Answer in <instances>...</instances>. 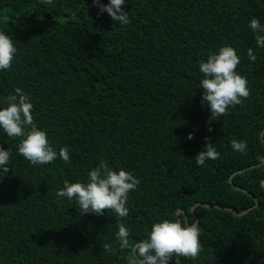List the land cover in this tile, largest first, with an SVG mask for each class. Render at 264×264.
<instances>
[{"label": "trees", "instance_id": "trees-1", "mask_svg": "<svg viewBox=\"0 0 264 264\" xmlns=\"http://www.w3.org/2000/svg\"><path fill=\"white\" fill-rule=\"evenodd\" d=\"M124 7L127 25L98 15L92 0H0V30L18 48L12 67L0 71V107L20 87L54 149L70 152L68 161L32 165L18 152L21 138L0 130L11 150V171L0 176V264H134L131 248L121 250L116 239L119 223L134 244L162 219L199 223L201 252L180 264H264L257 159L264 48L249 27L253 18L264 24V0H127ZM226 45L241 58L237 71L250 95L213 120L201 105L199 63ZM232 140L247 141V153L233 151ZM207 142L220 156L197 166ZM102 160L141 180L122 220L107 209L81 214L57 196L66 180H86Z\"/></svg>", "mask_w": 264, "mask_h": 264}, {"label": "clouds", "instance_id": "clouds-1", "mask_svg": "<svg viewBox=\"0 0 264 264\" xmlns=\"http://www.w3.org/2000/svg\"><path fill=\"white\" fill-rule=\"evenodd\" d=\"M43 2L52 4V0ZM92 3L98 8V15L107 13L118 24L131 23L129 12L124 7L127 0H108V3L92 0ZM249 27L255 34L256 44L264 48V24L258 18H253ZM17 53L16 42L7 32L0 30V71L12 67ZM247 55L253 62L257 59L253 48L248 49ZM240 63L241 58L236 49L227 45L209 53L207 60L199 63V71L203 74L198 87L203 89L201 105L210 109L213 120H216L214 117L226 114L231 106L243 103V99L250 95L247 77L237 71ZM33 110L34 104L30 95L16 87L14 94L7 97V107H0V130L10 138H21L18 152L32 165H46L58 157L68 161L69 148H61L59 153L54 149L47 131L40 129L34 121ZM208 123L210 125L211 121ZM209 131L213 129L209 127ZM193 138L194 133H190L188 139ZM257 138L264 143V130L257 133ZM205 139L210 141V138ZM231 147L233 151L241 154H246L248 150L247 141L244 140H232ZM219 156L215 143L207 142L204 150L195 157V163L203 166L206 161L215 160ZM257 159L260 165H264V156H258ZM10 163L11 150L0 144V176H7L11 171ZM140 183L141 180L133 173L124 168L117 171L102 160L98 166L87 172L86 180L75 183L66 180L57 196L75 201L81 214L103 216L107 209L115 218L122 220L130 212L127 206L129 194ZM259 186L264 189V180L260 181ZM177 215L182 216L183 212L178 211ZM115 236L121 250L131 248L134 264H169L173 258L176 264H180L181 257L196 259L202 248L199 223L186 224L180 219L154 222L148 237L134 244L130 243V231L122 222L119 223ZM103 248L110 251L112 245L105 243Z\"/></svg>", "mask_w": 264, "mask_h": 264}, {"label": "water", "instance_id": "water-1", "mask_svg": "<svg viewBox=\"0 0 264 264\" xmlns=\"http://www.w3.org/2000/svg\"><path fill=\"white\" fill-rule=\"evenodd\" d=\"M236 215H238V216H243V215H245L247 212H243V213H238V212H234Z\"/></svg>", "mask_w": 264, "mask_h": 264}]
</instances>
